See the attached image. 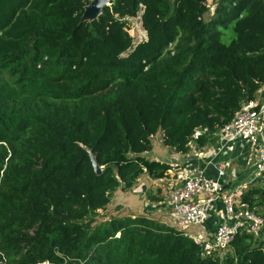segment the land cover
<instances>
[{"label":"trees","instance_id":"obj_1","mask_svg":"<svg viewBox=\"0 0 264 264\" xmlns=\"http://www.w3.org/2000/svg\"><path fill=\"white\" fill-rule=\"evenodd\" d=\"M91 3L0 0V264H264L254 232L208 256L146 216L99 220L143 175L170 177L143 156L155 135L186 156L256 100L264 0H218L209 20L208 0H112L84 20ZM242 203L264 210V179Z\"/></svg>","mask_w":264,"mask_h":264},{"label":"built area","instance_id":"obj_2","mask_svg":"<svg viewBox=\"0 0 264 264\" xmlns=\"http://www.w3.org/2000/svg\"><path fill=\"white\" fill-rule=\"evenodd\" d=\"M110 6L112 0H107V7ZM128 32L130 34L129 30ZM208 134H211L209 129H199L193 135V141ZM214 136L222 146L237 141L253 144L258 154L254 179L258 182L264 179V104L260 108L253 107L250 103L244 104L233 121L218 129ZM190 147H194L193 143H190ZM194 156L200 157L199 151H194ZM171 167V175L161 180V188L165 193V205L176 218L178 231L188 232L190 228L202 227L217 212L218 205L224 209L226 221L217 228L213 238L209 241H197L206 255L220 253L242 232L255 233L264 226V218L242 203L246 186L229 190L220 182L207 178L205 172L198 167H186L181 171H178L176 163H172ZM219 174L225 176V170L221 168Z\"/></svg>","mask_w":264,"mask_h":264},{"label":"crops","instance_id":"obj_3","mask_svg":"<svg viewBox=\"0 0 264 264\" xmlns=\"http://www.w3.org/2000/svg\"><path fill=\"white\" fill-rule=\"evenodd\" d=\"M214 1L218 0H208L209 8L212 7L211 5L216 6L217 8ZM213 15L214 14L211 12L210 15L205 17L209 20ZM250 104L257 108L263 106L264 88L258 92L256 100ZM199 153L200 157H195L194 152H190L188 158L187 155L177 154L173 151L172 163H176V165L179 166L178 171H181L186 167H198L205 172L207 178L220 182L229 190L239 186H246V193L257 185L258 181H255L254 176L258 154L257 148L253 144L244 141H237L222 146L217 138L214 137L213 139H209L207 145L202 148ZM157 162L160 161L157 159ZM221 168L225 170V176H220L219 171ZM175 172L177 173V171ZM141 179L142 177L137 183H139ZM148 179L146 192L142 195V198H147L144 209L139 213L133 212L130 215L119 217L146 216L160 224L176 229V218L172 210L165 205V193L161 188V180H153L149 176ZM149 181H151V184H149ZM120 197H122V203L118 204L116 201L114 202V200H120ZM132 201L133 200L128 196V191L119 190L115 193L109 207L115 205V208L122 209V211H124L125 207L131 210V208L137 206L134 201L133 202L136 206L132 205ZM107 210L104 213H106ZM223 210V207L218 205L217 212L202 227L197 228L201 229L200 233L193 235L190 230H188L186 234L190 235V237L196 241L211 240L217 228L226 221V215ZM254 212L264 218V210L258 208L255 209ZM256 235L258 241H264V226L258 230Z\"/></svg>","mask_w":264,"mask_h":264},{"label":"rangeland","instance_id":"obj_4","mask_svg":"<svg viewBox=\"0 0 264 264\" xmlns=\"http://www.w3.org/2000/svg\"><path fill=\"white\" fill-rule=\"evenodd\" d=\"M214 4H216V1H214ZM211 6L212 9L214 6L213 5ZM127 25H128V30L130 31V35L134 39V43L137 45L140 42H143V39L146 37V33L141 26V21L139 19L131 20L128 21ZM232 36H233L232 30L227 31L224 37V42L229 43L232 39ZM163 138L164 136L162 132H159L157 135H155L152 138V145H153L152 151L145 153L143 156L149 160L157 161L158 159V161L160 162L168 163V164L171 162L170 164H172L173 150L165 146V144L163 143ZM147 180H149L148 176L143 175L139 183H137L132 190L128 191V196L136 203L137 206L134 204L133 201H132V205H135L136 207L131 208V210L125 207L124 211H122V209L115 208V205H112L108 207L106 213L102 211L101 213L102 216H100L99 220L111 219L113 217L130 215L133 212L139 213L140 211H142L146 205V200H147L146 197L142 198V195L146 192L147 189V184H148ZM149 184H151V181H149ZM115 201L118 204L122 203V197H120V200L118 201L114 200V202ZM189 230L193 235L201 232V229H197L195 227L190 228ZM226 251L227 250H224L222 253L225 254Z\"/></svg>","mask_w":264,"mask_h":264},{"label":"water","instance_id":"obj_5","mask_svg":"<svg viewBox=\"0 0 264 264\" xmlns=\"http://www.w3.org/2000/svg\"><path fill=\"white\" fill-rule=\"evenodd\" d=\"M105 7H107V0H93L92 3L87 7L83 19L89 21L97 19L99 16L102 15ZM215 10H216V6H214L211 9V12L214 14ZM89 153L96 174L101 175L103 168L100 167L99 164L97 163L94 154L92 152Z\"/></svg>","mask_w":264,"mask_h":264}]
</instances>
